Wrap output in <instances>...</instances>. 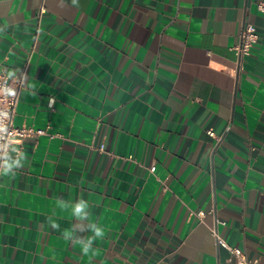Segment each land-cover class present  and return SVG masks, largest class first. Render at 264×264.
I'll list each match as a JSON object with an SVG mask.
<instances>
[{"label":"crops","instance_id":"0c3cea01","mask_svg":"<svg viewBox=\"0 0 264 264\" xmlns=\"http://www.w3.org/2000/svg\"><path fill=\"white\" fill-rule=\"evenodd\" d=\"M5 24L13 124L47 135L0 176V264H230L215 227L264 264V0H0ZM81 197L105 230L86 256L56 203Z\"/></svg>","mask_w":264,"mask_h":264},{"label":"clouds","instance_id":"9594fccd","mask_svg":"<svg viewBox=\"0 0 264 264\" xmlns=\"http://www.w3.org/2000/svg\"><path fill=\"white\" fill-rule=\"evenodd\" d=\"M73 6L79 7V0H71ZM61 6H63V0H61ZM8 25L0 27V33L5 32ZM16 72L8 71L7 78L15 79ZM0 95L7 97H15L16 91L13 87L7 85L0 86ZM7 119V113L0 112V176L15 175L17 169L24 167L27 162V157L20 146V141L9 131L8 125L5 123ZM58 207L62 209H71V214L76 221L71 229H65L62 232V236L65 240L71 241L73 246L80 245L81 253L88 255L90 252L94 254L95 250L93 245L97 239H103L105 230L96 223H92L89 220V202L82 197L77 199L74 203L65 201L63 199H57ZM48 224L54 230L59 229L60 225L52 217L48 218ZM91 232V236H81L78 233Z\"/></svg>","mask_w":264,"mask_h":264},{"label":"built area","instance_id":"2783aa9c","mask_svg":"<svg viewBox=\"0 0 264 264\" xmlns=\"http://www.w3.org/2000/svg\"><path fill=\"white\" fill-rule=\"evenodd\" d=\"M260 10H263L261 6H259ZM258 34L257 30L250 24H244L243 28L239 35V42L233 48L234 55L237 60V65L239 67L241 61L247 57L250 53L252 46L257 42ZM7 85L9 87H13L16 91L15 97H7L4 95H0V112L7 113V119L5 123L9 127V131L13 133V135L19 139L23 140L25 138H36L39 136L47 135L46 129H33V128H25V127H16L13 124V118L15 114V110L17 107L19 95L22 88V82L20 79H8L7 76L0 72V86ZM207 134L213 137V133L208 131ZM99 151H103V147L100 145L98 148ZM151 173L154 172V167L149 169ZM196 217L201 220L202 214L200 212L195 214ZM217 224L225 226V222L216 221ZM210 234L212 238L215 240L218 247L223 248L228 256L226 258V262L230 264H257L256 261H250L245 256L244 252L235 246H231L225 242V240L218 234L216 227L210 229Z\"/></svg>","mask_w":264,"mask_h":264}]
</instances>
